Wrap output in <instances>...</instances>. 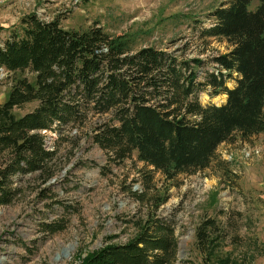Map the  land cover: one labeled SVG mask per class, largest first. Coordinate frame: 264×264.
Returning a JSON list of instances; mask_svg holds the SVG:
<instances>
[{
    "label": "trees",
    "instance_id": "1",
    "mask_svg": "<svg viewBox=\"0 0 264 264\" xmlns=\"http://www.w3.org/2000/svg\"><path fill=\"white\" fill-rule=\"evenodd\" d=\"M209 17L213 23L199 29V38L230 46L210 58L217 66L213 71L204 70L205 60L179 59L153 47L132 51L97 26L65 30L57 20L30 14L17 27H0L8 32L0 43V67L32 75V80L15 78L0 104V206L16 197L15 177L38 173L42 184L55 177L58 149H47L48 132L59 140L69 130L85 131L112 162L135 154L143 168L166 181L209 168L217 148L236 136L247 140L264 133V0H231ZM232 78L236 84L228 88ZM207 87L211 97L225 95V103L203 106L198 94ZM30 103L37 105L16 116L15 109ZM153 179L143 176L145 190L152 189ZM135 228L126 243H108L80 264L177 263L171 219L152 214ZM64 229L63 222H55L45 231ZM222 235L217 221L201 220L196 249L206 264H241L230 253L218 255Z\"/></svg>",
    "mask_w": 264,
    "mask_h": 264
},
{
    "label": "rangeland",
    "instance_id": "2",
    "mask_svg": "<svg viewBox=\"0 0 264 264\" xmlns=\"http://www.w3.org/2000/svg\"><path fill=\"white\" fill-rule=\"evenodd\" d=\"M230 2L0 0V27H17L30 14L45 22L57 20L65 30L97 26L112 38L125 40L132 51L153 47L179 59L205 60L204 70L213 71L217 66L208 63L210 58L227 53L230 46L221 39H200L198 32L213 23L209 14L215 8ZM7 35L0 31V43ZM20 75L32 80L31 74H13L0 67V104ZM199 75L203 81V70ZM233 78L228 88L235 86ZM198 100L203 106H219L226 96L211 97L207 87ZM36 105L26 104L15 114L21 116ZM65 135L58 140L56 134L45 133L47 149H58L54 178L45 184L38 173L14 178L16 197L0 206V264H80L108 243H126L136 232L135 224L152 214L174 222L176 264H206L194 234L207 218L223 230L219 256L230 253L241 264H264V133L247 140L234 137L217 148L209 168L174 181L149 173L135 154L112 162L85 131L73 129ZM145 174L154 177L148 191ZM161 199L164 203L154 209L152 203ZM55 222H63L65 229L46 233V225Z\"/></svg>",
    "mask_w": 264,
    "mask_h": 264
},
{
    "label": "water",
    "instance_id": "3",
    "mask_svg": "<svg viewBox=\"0 0 264 264\" xmlns=\"http://www.w3.org/2000/svg\"><path fill=\"white\" fill-rule=\"evenodd\" d=\"M62 254L65 256L66 255V252L63 250Z\"/></svg>",
    "mask_w": 264,
    "mask_h": 264
}]
</instances>
